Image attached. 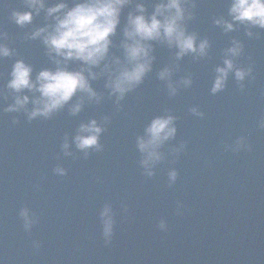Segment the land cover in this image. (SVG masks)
<instances>
[{
	"label": "water",
	"instance_id": "obj_1",
	"mask_svg": "<svg viewBox=\"0 0 264 264\" xmlns=\"http://www.w3.org/2000/svg\"><path fill=\"white\" fill-rule=\"evenodd\" d=\"M4 3L9 7L0 5V29L8 33L6 42L15 55L0 58V88L16 59L33 66V78L43 68L54 67L39 39H24L34 27L45 24L44 13L20 28L10 20V12L26 10L23 0ZM228 3L196 0L195 17L187 28L199 39H209L208 55L187 54L177 61L176 49L152 42L151 72L119 106L105 88L106 77L91 81L101 101L85 98L76 115L69 109L79 93L51 118L32 121L23 112L3 113L12 100L5 102L0 96L3 264H264V129L258 127L264 117V29H251V37L243 26L225 33L213 18H229ZM233 38L244 45L236 64L252 65L253 76L241 90L229 73L225 89L213 95L215 68L224 66V51ZM120 39L122 33L114 43L118 45ZM110 51L121 55L118 47ZM166 66L174 67L173 81L190 75L192 85L170 96L166 81L158 76ZM193 106L205 114L203 118L189 111ZM168 114L177 117V133L161 147L164 159L154 176L147 177L139 164L136 138L153 118ZM13 118L19 122L13 124ZM93 119L104 128L102 149H89L85 156L73 140L79 126ZM241 136L251 145L250 151L226 149ZM65 137L71 156L62 150ZM181 142L185 148L174 158L172 150ZM57 165L67 175H56ZM172 168L178 177L169 187ZM177 202L183 205V214H177ZM105 204H111L115 220L109 245L104 243L99 217ZM22 207L38 218L30 233L23 229ZM161 219L167 231L158 228ZM33 241L40 243L39 249Z\"/></svg>",
	"mask_w": 264,
	"mask_h": 264
},
{
	"label": "clouds",
	"instance_id": "obj_2",
	"mask_svg": "<svg viewBox=\"0 0 264 264\" xmlns=\"http://www.w3.org/2000/svg\"><path fill=\"white\" fill-rule=\"evenodd\" d=\"M23 4L26 10L12 8L10 20L24 28L33 24L34 16L44 13L45 24L34 27L24 39H39L45 54L54 65L43 68L33 78V66L24 59H16L8 72L7 83L0 88L3 100H12L2 108L3 113L23 112L28 121L39 117L51 118L78 93L81 95L69 109L72 115L81 111L85 98L99 103L102 96L92 87L91 81L101 77L107 78L105 88L109 89V96H115L119 106L126 94L141 85L151 72L155 60L152 42L176 49L177 61L187 54H194L197 58L206 57L211 47L209 39H199L195 32H189L187 28V22L195 17L196 0H23ZM0 5L9 7L4 0H0ZM149 7L153 10L149 11ZM125 9L128 11L122 25L121 18ZM227 17H214L213 23L225 33L239 31L243 26L247 36L251 37V29H264V0H229ZM118 29L122 39L116 45L114 38L119 35ZM8 38V33L0 29V58L15 55V50L6 42ZM114 47L121 50V55L117 56L110 51ZM243 52V43L233 38L231 46L224 51V66L215 68L216 75L210 89L213 95L225 89L229 73H233L241 90L244 89L243 82L253 76V66L241 67L236 64V58ZM173 71V66H166L158 73L159 79L166 81L170 96H175L179 88L192 85L190 75L173 81ZM189 111L200 118L205 115L196 106ZM176 119V116L170 114L157 116L147 125L144 134L136 138V146L141 153L139 164L145 176H154L156 165L164 159L160 149L165 142L175 138ZM18 122L13 118V124ZM258 127L264 129V117L259 120ZM103 131L104 128L95 119L82 123L73 142L87 156L89 149H102L100 136ZM69 147L65 137L62 144L65 156L72 155ZM184 148L185 143L181 142L179 147L172 150L173 157L178 158ZM226 149L250 151L251 145L247 143L246 137L241 136L237 137L234 144L226 145ZM53 172L58 176L67 175V170L60 165ZM177 177L178 171L170 169L169 187L175 184ZM123 207L126 212L127 206ZM182 208L183 205L177 202V214H183ZM19 216L24 231L30 233L38 223L36 214L22 207ZM99 217L104 243L109 245L115 225L111 204L103 206ZM158 228L167 231L164 219L159 221ZM33 247L39 249L40 243L33 241ZM0 264H3L2 259Z\"/></svg>",
	"mask_w": 264,
	"mask_h": 264
}]
</instances>
